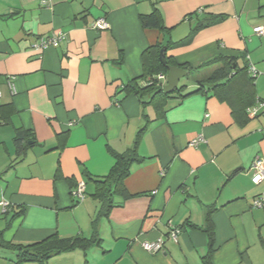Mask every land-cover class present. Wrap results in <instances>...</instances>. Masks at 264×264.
Returning a JSON list of instances; mask_svg holds the SVG:
<instances>
[{"label":"crops","instance_id":"obj_1","mask_svg":"<svg viewBox=\"0 0 264 264\" xmlns=\"http://www.w3.org/2000/svg\"><path fill=\"white\" fill-rule=\"evenodd\" d=\"M154 8L169 34L141 26ZM101 19L109 29L93 28ZM206 20L213 23L189 40ZM262 27L264 0H0L3 239H101L47 264H205L211 247L212 264H264V206L252 207L264 198V182L255 185L250 170L264 160V110L242 125L227 102L193 94L170 99L158 119L154 107L123 91L143 74V52L171 42L168 56L179 66L196 69L217 57L238 59L248 73L254 66L256 105L264 103ZM57 32L65 34L58 46L35 48ZM145 126L137 148L144 161L124 182L133 197H115L119 205L101 216L94 180L109 175L113 154L131 149ZM18 131L28 133L21 157ZM199 135L207 142L190 146ZM80 183L85 197L77 201ZM210 210L212 241L204 232ZM169 224L181 230L177 242ZM159 240L162 253L142 247ZM15 259L0 248V264Z\"/></svg>","mask_w":264,"mask_h":264},{"label":"trees","instance_id":"obj_2","mask_svg":"<svg viewBox=\"0 0 264 264\" xmlns=\"http://www.w3.org/2000/svg\"><path fill=\"white\" fill-rule=\"evenodd\" d=\"M213 20L200 22L192 31L188 39H192L196 33L204 28L209 27ZM140 24L145 29H154L162 35L170 32L163 21L159 11L154 8L153 12L148 15L140 16ZM174 43H162L149 47L143 52V74L131 80L123 89L125 94L134 95L141 101V104L152 106L156 110L158 119L165 115V108L170 99H185L193 94L212 95L221 101L227 102L232 108L235 120L240 124L247 123L251 117L248 109L256 105V92L254 90L253 78L248 73V66L245 64L240 67L238 59L232 57H217L209 62L204 63L196 69L183 65L179 66L174 57L168 56V52L174 48ZM120 65L122 58H120ZM179 66L189 74L197 76L196 87L194 90L187 92L188 85L179 86L173 94H165L163 92V82L159 80V75L167 74V66ZM209 70V71H207ZM148 128L145 126L139 131L131 149L123 154H113L115 165L111 169L109 175L103 179L94 180L96 190L94 198L101 203V216L107 217L110 211L118 206L115 203V197L124 195L125 199L129 196L126 193L124 182L131 173V167L135 163H142L144 160L138 154V145L144 132ZM28 133L18 131L15 142L18 146L19 157L25 151L26 145H22L23 141L27 142ZM209 211L207 216V224L204 232L210 240H213L214 230L210 221ZM22 212L17 215H21ZM101 244V239L95 234L92 238L75 237L64 239L57 233L48 236L46 239L28 245L14 244L3 239V232H0V248L11 251L16 254L15 264H47L51 259L63 254L71 253L75 250H83L86 252L93 246ZM214 249L211 247L207 256L204 257L205 264H212V255Z\"/></svg>","mask_w":264,"mask_h":264},{"label":"built area","instance_id":"obj_3","mask_svg":"<svg viewBox=\"0 0 264 264\" xmlns=\"http://www.w3.org/2000/svg\"><path fill=\"white\" fill-rule=\"evenodd\" d=\"M45 3V1L43 2ZM93 28L98 31L107 30L109 29V23L101 19L97 21ZM257 33L261 36L264 35V27L259 28L257 30ZM65 39V34L63 32H57L54 33L47 38H42L40 42L35 45V48L38 51H43L51 46H58L61 41ZM249 73L253 78L257 77V70L254 68V66L249 67ZM159 80L162 82H165L166 77L161 74L159 75ZM0 98H1V91H0ZM264 110V103L258 102V104L250 109H248V112L250 114L251 118L257 117L261 111ZM72 125V124H71ZM262 133H264V128L261 130ZM207 141L203 135H199L195 140H193L190 144L192 147H198L201 144H205ZM252 171V182L255 185H259L262 182H264V160L261 158L255 159L253 162L251 169ZM73 196L77 201H82L85 197V184L80 183L77 188L73 191ZM264 206V198L258 197L254 200L252 207L253 208H262ZM181 233V230L175 228L172 226V224H169V239H171L174 242L178 241V236ZM142 247L145 251L152 253V254H159L163 252V241L159 240L157 242H143Z\"/></svg>","mask_w":264,"mask_h":264},{"label":"water","instance_id":"obj_4","mask_svg":"<svg viewBox=\"0 0 264 264\" xmlns=\"http://www.w3.org/2000/svg\"><path fill=\"white\" fill-rule=\"evenodd\" d=\"M167 74H163L166 77L165 82H163V92L165 94H173L180 85V81L189 75V71L179 67V66H167Z\"/></svg>","mask_w":264,"mask_h":264},{"label":"rangeland","instance_id":"obj_5","mask_svg":"<svg viewBox=\"0 0 264 264\" xmlns=\"http://www.w3.org/2000/svg\"><path fill=\"white\" fill-rule=\"evenodd\" d=\"M196 82H197V76L194 75V74H189L186 78H183L180 81V85L179 86L188 85L189 86L188 90H190L191 87L196 85Z\"/></svg>","mask_w":264,"mask_h":264}]
</instances>
